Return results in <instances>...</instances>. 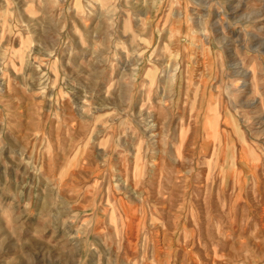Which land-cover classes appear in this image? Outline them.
I'll use <instances>...</instances> for the list:
<instances>
[{
	"label": "rangeland",
	"instance_id": "374dc122",
	"mask_svg": "<svg viewBox=\"0 0 264 264\" xmlns=\"http://www.w3.org/2000/svg\"><path fill=\"white\" fill-rule=\"evenodd\" d=\"M0 264H264V0H0Z\"/></svg>",
	"mask_w": 264,
	"mask_h": 264
}]
</instances>
